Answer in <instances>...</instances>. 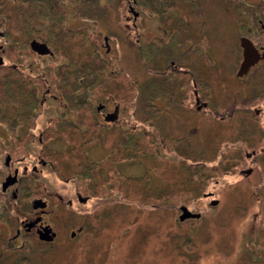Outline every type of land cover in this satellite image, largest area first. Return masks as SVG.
<instances>
[{"label":"rangeland","instance_id":"374dc122","mask_svg":"<svg viewBox=\"0 0 264 264\" xmlns=\"http://www.w3.org/2000/svg\"><path fill=\"white\" fill-rule=\"evenodd\" d=\"M261 1L197 0V5H193L188 0H166L165 6L168 7L164 8L163 17V7L159 0H149L148 4L146 0H139L138 4L132 5L138 12L136 22L141 34L149 40L156 38L157 50L153 56L155 61L154 59L149 60L148 65L151 67L155 65L154 62L156 61L165 65L169 59H172L179 67L188 69L199 83L202 82L205 86L207 85V87L202 86L204 93L210 91L209 94L212 95V99L220 104L211 109L218 111V114L204 113L199 109L193 111V109L185 106V100L181 102V107L174 105L172 100L159 110L147 107V103L154 101V97L159 96L161 91L144 87L143 92H141L142 82L149 77L156 84L160 80L155 78L158 76L157 74H152L141 65L136 51V44L140 39L137 40V37H134L135 28L132 26V12L126 0H75L77 4L72 0H49L53 3V11L66 12L67 10L66 14L70 12L71 15H79L76 18L68 19L67 26L63 30L55 23L51 25L49 30L54 33L56 40L59 36H63V44L60 49L55 47L57 51L54 57L35 56L29 50L23 52L22 55H17L16 50L18 49L12 48L11 41L4 35L5 31L10 33L8 27L10 22H5L1 16L0 45L6 47V57L10 61L14 62L16 58L20 59L19 62L22 63L23 74L25 75L30 74L31 65H33V71L38 72V74L46 71V68L50 66L56 69L59 63H63L59 67L65 66L67 68L74 64L81 68H87L90 58L97 60L101 69L104 67L99 78L103 73L107 74L102 76V78L105 77L104 83L103 85L99 83V86H96L94 94L90 92L89 85H87L90 81H87V78L85 82L87 87L85 86L84 91L80 90L91 98L89 113H85L84 110L89 107V102H85L86 104L82 108L77 107L79 112L71 114L67 113L68 109L60 108L58 102L46 103L43 104L35 128L40 130L51 117L54 118L52 126L54 124L56 126L55 119L59 118L61 121H65L64 126L83 128L88 123L82 117L88 120L93 119L94 115L92 114H94L98 102H108L107 105L110 108L114 100L112 96L121 98L120 100L124 103L125 98L129 97L127 101L129 105H127L129 112H133L134 128L140 127L143 130L149 128L150 133L154 131L156 135H159L158 128L161 127L172 139L183 136L179 142L171 140L172 143H175L176 152L190 154L192 156L190 161L207 165L211 163L209 160L214 158L212 155L218 146L223 145V140L230 137L231 130L240 121L239 114H237L239 109L235 111L234 117L226 120L227 122L220 119L224 114V107L229 102L238 101L242 95H247L252 91V86H244L245 80L235 75L239 54V22L242 19L238 11H241L239 7L243 6L245 2L259 7L258 3ZM11 2L12 0H0V14L5 13L6 6ZM18 4L22 3L18 1ZM41 5L45 8L43 3ZM8 11L7 9L6 12ZM152 14H157V16L154 17ZM19 20L21 18L14 17L16 23ZM75 24L78 26L85 25V34H81L82 38L81 32H78L79 34L76 31L72 32L71 28ZM170 30H177L186 44L180 48L177 46V50H175L176 48L170 50L161 44L163 40H167V31ZM57 32L60 33L57 34ZM12 34L16 37L18 35L16 32H12ZM38 34L42 38L47 36L45 33ZM105 36L106 39L104 40ZM31 37L32 35L27 38V44ZM200 38L205 39L202 41L205 42L204 48L196 50L194 48L195 51H192L193 47L191 46L186 48V45L189 44H199ZM106 45L108 52L105 50ZM112 57L116 58V62L114 60L111 64L113 60L111 61L110 58ZM107 70H109L108 73ZM56 71L57 69L55 70L57 75ZM96 78L98 79L97 82H100L99 78ZM252 82L258 85L264 84V78L262 75H256L251 80V84ZM37 84H42V82ZM52 86L56 89H62L61 86L55 87V84ZM41 87L43 89L44 85ZM175 90L176 93L179 92L178 89ZM52 91L57 92L55 89ZM40 92L41 88H38V96H40ZM162 92H164L163 89ZM175 92L172 88L167 91V94L176 95ZM69 93L71 95L68 97L74 95V93ZM75 95H78L77 92ZM147 96L150 98L148 99ZM155 102L158 103V101ZM168 106L171 108L168 109ZM121 107L124 111L126 110V106L121 105ZM228 110H231V107ZM252 122H247L246 126L254 128V121ZM93 125L89 123L87 126L92 127ZM193 127L196 128L195 134L191 136L189 144H183L182 141H186L184 134L190 133V129ZM107 132H113V129L110 128ZM42 137L48 146L47 148H53L54 158L56 157L55 164L64 168L58 175L64 178L73 171H77L78 160L83 153V141L85 138H90L91 135L86 134L84 136L76 133V130L68 134L60 132V134L52 135L53 143L51 145L47 143L48 137L46 135ZM113 137L114 135L109 133V136H102L101 141H97L98 145H94L95 147L91 150L88 149L90 145H85L84 148L92 157L101 158L103 154H101L100 149L109 150L113 146V140H111ZM139 139H141L139 143L144 142L142 135ZM166 142H168L167 139ZM32 148L35 146L32 145ZM166 154H174V150L167 149ZM136 155L134 153V157ZM168 157L167 155V159L156 162L152 151H150L144 153V156L143 154L139 155L138 159L134 158L133 165L123 168V173L129 174L133 179L129 183L128 197H119L114 204L105 202L106 206L103 204L101 206L103 209L97 215L78 213L73 209H63V214L60 215L57 214L59 212L57 211L50 217V220L64 235H61L51 247L44 250L32 238L25 241L24 247L15 248L13 247L14 244L8 245L7 237L13 231V221L2 214L4 209L1 203L0 264H239V256L242 254V241L248 238L246 231H244L249 229L248 218L256 219L258 225L262 223L260 217H253L257 208H259L260 213V205L263 211L262 225L264 226V183L258 180L260 169L257 168L255 171L256 167L253 166L250 175H246L244 172L242 174V169L247 171L251 168L247 166L231 168V172L224 173L220 169L212 171L209 164L207 166L188 167L186 166L188 161L180 165L176 159H169ZM143 175L144 178L148 177V184L144 183L141 177ZM58 176L53 175L51 177L48 174L44 181L47 184H54L55 188L61 187L72 193L74 186L76 187V180L74 183L69 182L67 186H64L62 181L56 179ZM215 179L219 182L214 183ZM261 184L262 186H260ZM162 188H164V193H162L164 198H157L159 197L157 193ZM206 189L219 192L218 195L224 197L223 204H220L213 213L228 212L229 215H226V217L228 216L227 225L223 219L218 217L212 220L205 218L206 222L196 220L186 224L180 223L177 205L180 202L194 205L199 201L201 192ZM241 189L253 193L254 197L256 191L263 190V193L258 196L259 199L249 198L246 209L242 210L236 207L234 203L236 197L231 192ZM27 201L28 199H26ZM153 202L159 206L157 208L160 209L159 212L150 208V204ZM29 206L30 200L25 207L29 208ZM6 222L8 224H5ZM79 223L86 224L87 229L80 236L71 239L67 227H76ZM92 223H97V225L94 226ZM192 224L194 225L193 229L190 226ZM221 224H223L222 227ZM229 227L231 228L228 230ZM262 230V234H264V227ZM260 237L259 235L258 238ZM226 240H229V244ZM189 245L193 246L189 247Z\"/></svg>","mask_w":264,"mask_h":264},{"label":"flooded vegetation","instance_id":"af4514ba","mask_svg":"<svg viewBox=\"0 0 264 264\" xmlns=\"http://www.w3.org/2000/svg\"><path fill=\"white\" fill-rule=\"evenodd\" d=\"M72 1L75 3V0ZM126 1L132 12V26L135 28L134 37L139 38L141 31H139V26L136 22L138 12L132 6L134 3L138 4L139 0ZM146 1L148 4L149 0ZM188 1H191L193 5H197V0ZM159 2L163 7V17L165 12L164 8L168 6H165L166 0H159ZM258 5L259 7L255 4L245 2L243 6L239 7L241 8V11H238L242 19L239 22V54L237 68L244 59L246 52V49L241 46V37H245L248 39L247 41L251 43L255 61L249 66L248 71L245 74L237 77L245 80L246 84L244 86H252V91L247 95H242L238 101L229 102V104L224 107V117L222 116L220 119L228 121L229 118L234 117L235 111L239 109L237 114H239L240 121H238L235 128L231 130V134L229 133L230 137L223 140V145H221V147L218 146L213 153L214 155H212L214 158L210 159L209 161H211V163L208 164L211 166L212 171L220 169L223 170L224 173L231 172V168L251 167L247 171L242 169V174L244 172L246 175H250L253 171L252 167L255 166V171H257V168L260 169L259 182L264 183V84L258 85L254 82L251 84V80L256 75H262L264 78V0L259 2ZM66 12L64 13L65 18L63 19L64 21L61 28L58 26L61 30L65 29L67 26L66 22H68V19H73L76 18V16H79L71 15L72 13L70 12H68L69 14H66ZM134 12H136L135 15ZM152 15H154V17L157 16V14ZM35 23L33 24V27L36 31L28 42L29 51L35 56H56L55 52L57 50L55 47L57 49L61 48L63 44V36H59L56 40L54 33L49 30L51 25L46 26L44 22L38 20H36ZM71 29L73 30V33L76 31L77 34H79L78 32H81L80 34L82 35L85 34L84 24L81 26L75 24ZM38 33H45L47 36L46 38H42ZM59 33L60 32H57V34ZM167 33V40H163L164 45H169L172 33L176 34L179 41L178 48L186 44V42H183L182 37H180L177 30H170L167 31ZM153 37L162 39L158 36ZM105 39L106 36L104 37V40ZM31 41L44 43L47 46L48 51L46 53H41L37 49L32 48L30 46ZM201 42L202 38H200L199 44H189L186 45V48L191 46L193 47L192 51L194 48L195 50L200 49L202 48ZM17 49V55H22L23 51L19 48ZM105 50L108 52V47ZM175 50H177V48ZM6 51V47L0 45V71L2 74L4 75L5 72L9 73L11 69H14L19 75H21V73L23 74L24 70L22 68V63L19 62L20 59L16 58L14 62L10 61V59L6 57ZM167 62L174 68L179 67L172 59H169ZM61 64L63 63H59V65ZM32 66L33 65L30 66V74L26 75L30 76L29 83L27 82L28 85H26L29 86L27 87V91L30 92V95H6V92L3 89L0 94V205L2 203L4 209V213L2 214L13 221V231L7 237L8 245L12 246V244H14L13 247L15 248L24 247L25 241L32 238L44 250L47 247H51L61 235H64V233L50 220V217L57 211H59L57 214L60 215L63 214V209H73L78 213L97 215L103 209L101 206L103 204L106 206L105 202L114 204L119 197L127 198L129 194V183H131L133 179H131L132 176L129 174L123 173V168L133 165L134 158H137L141 154L144 156V153L152 151L153 158L156 162L167 159L166 157L168 155L169 159H176L180 165H183L185 161L189 162L186 165L188 167L206 165L204 163L190 161L189 159L192 157L190 154L176 152L174 149L175 143H172L171 140L179 142L183 136H177L172 139L166 131L162 130L161 127L158 128L159 135H156V132L154 133V131L152 132L154 135L150 133L149 128L144 130L140 129V127L134 128L132 122L133 112H129L128 110L129 102L127 103V101L129 97L125 98L126 101L124 103L120 100L121 98H115V96H112V99L114 100L112 101L110 108H108V102H98L95 106V112L92 114L94 115L93 119L88 120L82 117L83 120H87L86 122L88 124H94L92 127L87 126L88 124L83 126V128L64 126L63 123L65 121H61L59 118L55 119L56 126L55 124L52 126L54 118L51 117L46 121L45 126L40 128V130L39 128H35L34 126L37 118L41 114L43 104L58 102L60 108L68 109L67 113L71 114L73 112L75 113L72 109V103H76V106L74 105V107L82 108L85 106V102H89V107L84 109L85 113H89L91 110V98L86 96L87 94L81 92L80 89L77 90L78 95L69 97L65 96L61 91L62 89H56L52 86V80H49V78L44 75V72L38 74V72L33 71ZM48 66L50 65L48 64ZM49 68H51V66L46 69ZM56 73H59L58 68ZM53 74L55 75V73ZM23 75L25 76V74ZM195 79L196 78L193 77L190 79H178L174 81L172 88L174 92L176 91L175 89H178L177 91H179L178 93L175 92L176 95L168 94L155 96L153 99L154 101L147 103V107L159 110L161 107L163 108L166 104H169L171 100L174 105L181 107V102L185 100V106L189 109H193V111H198L199 109L204 113L218 114V111L211 109L218 107L217 104L219 103L212 99V95L209 94L210 91L204 93V88L199 89L198 81ZM39 82H42V84H37ZM18 85L20 87L21 84ZM42 85H44L43 89L41 87ZM205 87H207V85ZM38 88H41L40 96L37 95ZM52 89H55L57 92L54 93ZM147 98L149 99L150 97L147 96ZM70 100H72V102ZM110 101L111 99L109 102ZM155 101H158V103ZM121 105L126 106L125 111ZM230 107L231 110H228ZM169 108H171V106H168V109ZM110 113H115V116L107 119V116H109L108 114ZM95 117L97 120H94ZM147 120H149V118H147ZM252 121H254V128L246 126L247 122L251 123ZM109 124H113L114 126H106ZM110 128L113 129V132H107ZM74 130H76V133L84 136L89 134L91 137L88 139L85 138L83 141V153L78 160L77 171H73L70 175L68 174L66 177L62 178L58 175H60L64 168L55 164L56 157L54 158L53 148H47L48 146L45 144L42 136L46 135V137H48L47 143L51 145L53 143L52 135H56L57 133L60 134V132L68 134ZM135 131L142 132L141 135L143 136L144 142L139 143L141 139L135 137ZM195 132L196 128L193 127L190 129V133L184 134L186 141H182V143H188ZM109 133L114 135L113 139H111L113 140V146L109 148V150L106 148L100 149L101 154H103L101 158L92 157L84 146L90 145L88 149L91 150L95 147L94 145H98L97 141L100 142L102 136H109ZM166 139L168 142H166ZM32 145H34L35 148H32ZM139 149H141V152H139ZM167 149H173L174 154H166ZM134 153L137 154L135 157ZM48 174L51 175V177L57 175L58 177H56V179L62 181L64 186H67L69 182L74 183L76 180V187L74 186L72 193L67 192L61 187L55 188L54 184H47L44 181V178L47 177ZM141 177L144 183H149L148 177L144 178V175ZM7 178L10 180V183L3 187V181ZM185 182L188 183V181ZM217 182L219 181L215 179L214 183ZM181 183H183V181H181ZM260 186H262V184ZM163 189L164 188L158 191L157 194H159V197L157 198H164V195L162 194L164 193ZM231 192H233L232 194H235L236 200L234 203L236 207L244 210L246 209L248 199L258 198V196L263 193V190L256 191L255 197L253 196V193L251 194V192L249 193L242 189L240 191ZM218 194L219 192L216 193V191L212 189H206L201 192V195L198 198L199 203L197 202L193 205L187 202H180L177 205L178 216L182 212V207H186L187 211L196 215H191L183 220L178 219L179 222L183 224L196 220L206 222L205 218L207 220H212L215 217H218L221 220L223 219V222L227 225L226 222L228 216L226 217V215H229L228 212L213 213L220 204H223L224 197H220ZM26 199H28L27 202ZM35 199H40L39 203L43 204L34 207L33 200ZM29 200L30 206L29 208H26L25 206L29 204ZM259 207L260 213L259 208H257L253 217H260V221L263 223V211L261 205ZM150 208L156 209V212L160 211V209H157L159 206L154 204V202L150 204ZM248 219L250 222H248L249 229L244 230L246 231V237L248 238H245L242 241V254L239 256V264H264V234H262L264 226L262 223L258 225V222L256 223L255 221L256 219H252V217ZM5 224H8V222ZM92 224L94 226L97 225V223ZM190 226L191 229H193L194 225L192 224ZM222 226L223 224H221V227ZM48 228L50 229L47 231V235L53 234L51 239H45L43 237L46 231L45 229ZM67 228L68 235L71 239L80 236L87 229L86 224L83 223L77 224L76 227L73 226ZM230 228L231 227H229L228 230ZM64 231L66 232L65 229ZM259 235L263 238H258ZM226 241L229 244V240ZM192 246L193 245H189V247Z\"/></svg>","mask_w":264,"mask_h":264},{"label":"trees","instance_id":"16d2710c","mask_svg":"<svg viewBox=\"0 0 264 264\" xmlns=\"http://www.w3.org/2000/svg\"><path fill=\"white\" fill-rule=\"evenodd\" d=\"M18 1L22 4H18ZM41 2L44 4L45 8L41 5ZM6 7L7 8L4 11L5 13L0 14V16L5 22H10V24H8L10 33L5 31L4 35L11 41L12 48H19L24 53L26 52V50H29L27 38L33 35V33L36 31V29L33 27L34 21L38 20L44 22L46 26H50L55 23L59 25V27H61L64 21L63 19L65 18V12H58L52 10L53 3L49 2V0H12V2ZM7 9L9 10L8 12H6ZM15 16L18 17V19L21 18V20H19L17 23L14 21ZM12 32H16L18 34L17 37L13 36ZM80 36L81 38L83 37L81 34ZM137 40H139V42L136 44V51L140 58L142 67L145 70L150 71L152 74H157L158 76H156L155 78H158V80H160L156 84L154 80L149 77L147 80L142 82L141 92H143L144 87H147L148 89L150 87L160 90L161 95H168L167 91L169 89H172L174 81L178 79L193 78V75L188 69L179 67L174 68L172 65H169L168 62L163 65L159 64V62L156 61L154 62L155 65L150 67L148 65V62L149 60L154 59L153 56L155 55L157 50L155 45L156 38L149 40L145 35L143 36V34H141L140 37L137 38ZM204 40L205 39L202 38V41ZM178 42L179 41L176 37V34L172 33V35L170 36L169 45L167 46L165 44V46L166 48L170 47L169 49L171 50V48L173 49L178 46ZM161 44H163V42H161ZM204 45L205 42H202V48L205 47ZM110 59L111 61L113 60L111 64L114 62V60L116 62V58L112 57ZM88 65L89 67L87 68H81L80 66H76L74 64L69 65V67L67 68L65 66H58L57 68L59 70V73L57 75L53 74L55 73V70L57 68H49L44 71V75L47 76L49 80L52 79L51 83L55 84V87L61 86L62 93L65 94V96H68L70 94L69 92H71L72 94L74 93L75 95V93L79 89L84 91V88L86 86L85 82L87 78V81H90L87 84L89 85L90 92L94 94V90H96L95 88H97L96 86H99V83L101 85H103L104 83L103 80H105V77L102 78V76H105L107 74L103 73L102 76L99 78V76L101 75V70L104 69V67L101 69L99 62H97V60H95L94 58H90V62ZM108 72L109 70H107V73ZM96 77L99 78L100 82H97L98 79ZM29 78L30 76H24L22 73L21 75H19L18 72H16L14 69H11L9 73L5 72L4 75L0 71V94L1 90L3 89L5 90L6 95H30V92L27 91L26 86L28 85L27 82L29 83ZM195 80L198 81L197 79ZM18 84H21V88ZM198 85L200 87L199 89H203L204 83L198 82ZM162 89L164 92H162ZM70 101L72 102V100ZM72 105V109L75 112H79V109L77 107H74V105L76 106V103H72ZM139 134L141 136L142 132H134V135L137 138L140 137L138 136Z\"/></svg>","mask_w":264,"mask_h":264},{"label":"water","instance_id":"95a60500","mask_svg":"<svg viewBox=\"0 0 264 264\" xmlns=\"http://www.w3.org/2000/svg\"><path fill=\"white\" fill-rule=\"evenodd\" d=\"M136 12H134L135 15ZM248 39H246L245 37H241L240 38V43L241 46L244 47L246 49L245 52V56L244 59L241 61L240 65L238 66L237 70H236V75L237 76H242L243 74H245L248 71L249 66L255 61L254 55H253V49L251 48V43L249 41H247ZM30 46L34 49H37L39 52L41 53H46L48 51L47 46L44 43H38L37 41H31ZM109 116H107V119L112 118L113 116H115V113H110L108 114ZM8 183H10V180L5 179V181H3V187H5ZM40 199H35L33 200V206L36 207L38 205H42L43 203H39ZM194 216L196 214H191L189 211H187L186 207H182V212L181 214H179L178 218L179 220H183L186 217L189 216ZM45 229V233H44V238L45 239H51L53 237V234L51 235H47V231L49 230Z\"/></svg>","mask_w":264,"mask_h":264}]
</instances>
